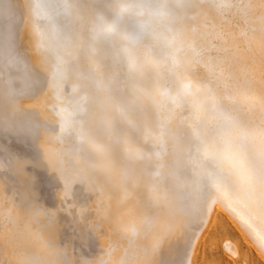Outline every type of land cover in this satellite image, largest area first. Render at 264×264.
<instances>
[{
	"label": "bare ground",
	"instance_id": "6f19581e",
	"mask_svg": "<svg viewBox=\"0 0 264 264\" xmlns=\"http://www.w3.org/2000/svg\"><path fill=\"white\" fill-rule=\"evenodd\" d=\"M214 1L225 7V0H0V129L9 131L27 114L18 133L20 152L10 150L9 135H0L4 156L0 159V264H23L20 245H31V250L55 264H72L66 258L75 256L79 248L85 255L92 242L88 221L92 214L93 219L99 218L93 224L100 221L103 227L100 235L110 228L121 252L137 240L132 233L137 226L129 215L131 198L136 197L140 206L143 193L159 203L153 212L155 220L140 215V228L151 234L149 240L129 248L130 257L107 263L205 264V242H214L218 233H226L230 223L242 241L234 242L233 255L249 264L243 251L250 244L257 251V263L264 264V41L259 38L264 34V18L255 24L258 15L246 2L242 13L252 27L250 52L239 53L237 45V51L221 48L215 57L197 59L184 68L181 53L184 56L192 48L209 44L205 22L215 17ZM259 2L264 11V0ZM83 6H88L86 11H81ZM187 7L195 22L187 18ZM237 21L219 31L223 34L220 42H233L242 35L243 23ZM145 27H152V32H143ZM99 40H104L108 53L121 51L132 59L128 70L134 74L137 88L133 92L125 87L126 80L119 79L120 95L113 96L107 91L110 69L99 71L95 81L101 99L96 107L92 105L95 92L88 86L89 74L83 68L87 64L98 69L91 53L93 48H105ZM56 64L68 78L55 73ZM68 80L79 86L67 84ZM58 87L71 88L75 99L65 92L56 94L71 109L94 112L105 130L102 134L108 135L96 146L105 180L96 182L83 197L84 204H74L67 213L54 211L46 191L53 180L46 132L51 116L42 106L27 110L28 101L32 105L35 99L28 100L30 92L36 91L47 103L46 94H39ZM125 92L134 99L131 105L124 103ZM56 108L64 112L63 106ZM9 154L15 156L10 163L4 160ZM166 191L188 194L191 200L188 197L189 204L183 205L173 197L163 206ZM92 198L99 209L89 215ZM224 241L230 251V238Z\"/></svg>",
	"mask_w": 264,
	"mask_h": 264
},
{
	"label": "rangeland",
	"instance_id": "374dc122",
	"mask_svg": "<svg viewBox=\"0 0 264 264\" xmlns=\"http://www.w3.org/2000/svg\"><path fill=\"white\" fill-rule=\"evenodd\" d=\"M225 2L226 3L228 2V3H227V5L225 3V7H224V6L220 5V4H218L219 2L214 1L213 7L215 9V14H214L215 17L213 16V19L210 20V22L209 21L205 22L206 31H208L207 34H206V38H207L206 40L209 42V44L205 45L206 47L203 46V48L195 49V50H194V48H192V49L188 50L187 53H183L184 56L187 57V59H186V57L181 55L182 53L179 55L180 58L183 59V62H182L181 59H180V61L182 63L181 64L182 66H183V63H184V65H185V66H183L184 68L187 67L188 65H189L188 67H191V65L193 66V64H194L193 62H196L198 60H203L204 58H207V57L213 58V57H215L218 54L217 52H219V50H222V49L230 51L231 48H232V51H237L236 47L238 46V50H239L238 52L239 53L241 51H243L242 53L248 52V50L250 52V50L252 49L253 44H251L252 42H251V38H250V36L252 34V32H251L252 31V27H251L249 21H247V18L242 13V7L244 5H246L245 3L247 2L249 7H250V9L254 10V12H256L257 15H258V19L255 22V24L256 23L261 24L262 19L264 18V15H263L264 11H263V7H259V5L260 6H262V5L260 4L259 0H253V1L252 0H232V1L231 0H225ZM217 7H219L220 9L219 8L217 9ZM236 7H238L239 10H241V11H239L238 8H236ZM87 8H88V6H83L81 8V11H86ZM186 10H187V12H186ZM190 11H191V8L187 7L185 9L186 13L189 12V15L187 14V18L189 19V21L191 20L192 22H195L193 20V18L191 17L192 12H190ZM219 12H221L222 14L219 13ZM173 17L174 16L172 15V12H171L170 18H173ZM229 18H230V20H229ZM237 20H241L242 23H243L242 24V29H243L242 35L239 38H237L235 41H233V42H231L229 40L228 41L224 40V41L220 42L219 41V38H220L219 36L222 35L221 37H223V34L221 32H219V31L221 29H223L225 26L226 27H233L235 24H237V22H238ZM260 20H261V22H259ZM213 28H214V30L216 32L213 30ZM143 32H145V33L146 32H152V27L151 28H146L145 27ZM213 32L216 33V34H214ZM254 32H256V35L258 36V34H257L258 31H254ZM209 33H211V34H209ZM263 35L264 34L261 33V36H259V38H261L260 40L264 41V36ZM215 37H217V38H215ZM246 38H247V40H249L248 42H247ZM208 39H210V40H208ZM240 41H242L243 43H241ZM210 42L212 44H210ZM127 43H128L129 46L132 44V42H127ZM99 44L100 45L103 44V46H102L103 48L106 46L104 44V40H99ZM133 44H134L133 46H136V43H133ZM232 44H234V45L232 46ZM241 44L242 45L244 44V46H241ZM212 45H214V46H212ZM129 46H127V47L129 48ZM240 48H242L243 50L240 49ZM199 50H200V52H199L200 55L198 53ZM208 50H210V51H208ZM203 51H205V52H203ZM202 52H203V54H202ZM211 52H213V53L211 54ZM123 54L124 53L123 52L121 53V51L118 52V53L117 52L116 53H112V52L108 53L106 47L104 49H101L100 51L93 48L91 56H92V59L95 58L94 60L97 61L96 64L98 63L97 64L98 69L94 68V66H89L87 64H85L86 68L85 67L83 68V69H85V72H87L89 74L90 82L88 83V86H90V88L93 89V91L95 92V95H93V97H92L93 98V100H92V105L93 106H96V107L99 106L98 104H100V99H101L100 85H99V83H96V81H95V79L97 78L96 77V73H99V71H107V70L110 69L109 72H108V73H110L109 74L110 76L108 77L110 82L108 80L109 84H107V91H108V89H109V92L112 91V93H110L111 95L117 96V97H118V95H120L119 94V87H118L119 79H121L123 81L126 80L125 87L127 86V89L130 88V89L133 90V92H135V90H136L135 88H137L136 87L137 85L135 83L136 81L134 82L135 76H134V74L132 72L131 73L129 72V70L131 71L129 64H130V61L132 59L131 60L127 59L126 57H124ZM205 54L207 56H205ZM195 57H197V58H195ZM117 60H119V61H117ZM100 61H101L102 64L103 63H107V64L101 65ZM186 61H188V62L186 63ZM189 63H193V64L190 65ZM109 64H111V65H109ZM54 66H55V67H53L55 69L54 71H55V73H58V76H60V72H61L62 74H65L66 77L68 78V74L63 71V68H62V66L60 64H56ZM99 66H103L102 69H101V67L99 68ZM89 68H91L90 69L91 71L89 70ZM95 70H96V72H95ZM91 73L92 74L94 73V77L92 76ZM112 73L113 74L117 73V74L113 75ZM171 73L173 75L177 74L176 71H169V74H171ZM92 78H93V80H92ZM127 79L129 80V82H127L128 81ZM131 79H132L133 83H132V81H130ZM67 84L74 85V86H76V85L79 86L78 83H71L69 80H68ZM125 87H123V91H126ZM52 89H53V91H52ZM70 89L69 90H61L59 87L58 88H51L50 91H49V89H47L45 91L46 93L44 92L43 94H39V95H42V96L46 94L45 97L49 98V99L53 98V99H51L52 101L49 100V99H46L47 103H45V98L42 101L41 98L38 97V94L36 93V91L30 92L29 95L27 96L28 100H29V97H32V96L35 97L34 100L32 98V103H33L32 105H31V99H30V101H28L29 108L27 110L32 112V111H34V110H36L38 108H42V107H44V109L47 108L48 109V110H46L47 114H49L51 116V119H52L50 121L51 126L48 128L49 130L48 129L46 130V132L48 133V138H49L48 139V144H49V149H50L49 158H50L51 163H52L53 180H52L51 185H48V187H46V191H47V194H48L47 196H48V198L50 200V204L53 205V206H51V205L50 206L52 208H54V211L56 210V211H60L62 213H67L71 208H73L77 204H84V198L83 197L85 196V194L88 193V191H90V189L94 185H96L98 182L101 184L102 181L105 180L104 179L105 178V176H104L105 173L103 171L104 169L103 168L101 169V166H99V164H98L99 152L97 151V147L96 146H97L98 143L106 141V139L108 138V135L102 134V131H105V130H104L101 122L96 118L95 115H93L94 112L92 113V111H90V110L87 111V110H85L83 108L74 107V106H73L74 108L71 109L69 104L66 101H64V98H60L56 94L58 91L59 92H65V94H66L65 96L68 97V94H69L71 100L77 98V95H75L74 92L72 91V89L71 90ZM115 90H117V91H115ZM47 92L49 94H47ZM52 93H54L53 94L54 96L52 95ZM125 94L126 95H124V99H123L125 101L124 103L126 105H131L132 102L134 101L133 97L129 93L125 92ZM48 95H50V96H48ZM55 96H57L56 97L57 99L54 98ZM128 98H130V99H128ZM48 100L51 101V102H49ZM34 101H37V102H35L36 104L34 103ZM48 102H49V104H48ZM115 104H116L115 102L111 103L112 106L115 105ZM45 105H46V107H45ZM47 105H48V107H47ZM52 105L54 107L56 105H57L56 107H58L60 105L63 106L64 107V112L62 114L59 113V111H57L58 108L55 107L57 110L55 108L53 109ZM77 114L78 115L80 114L79 116H81V117L78 118L79 116ZM89 116H90V118L92 120L89 119ZM76 118H78V119H76ZM93 118H94V120H93ZM87 120L89 121L88 123L85 122ZM94 121H95V123L97 122V124H92ZM26 122H27V114H24V115L21 116V118H19L17 120L15 125H13V127L11 129H9V131L5 132L3 129H0V135H9V138L7 139V141L9 143V148H10L11 151L18 152L21 149V146L17 145V139L19 138L18 133H19L20 129L26 124ZM75 123H76V125H75ZM85 124H88L89 127L86 128L87 125L85 127ZM89 124L92 125L93 127L90 126ZM94 125H96V126H94ZM93 137H95V138H93ZM85 143H87V144H85ZM2 156H3V154L0 153V159H2L1 158ZM14 157H15L14 154H9V158H7V159L5 158L4 160L5 161L8 160V163H10L11 160ZM3 158H4V156H3ZM9 160H10V162H9ZM49 189L53 190L52 192H54V193L52 194V192ZM183 195L186 196V197H184ZM167 196H168V198H167ZM149 197H151V195L149 193L148 194L147 193H143V195L141 196V200H140L142 205H140V206H139L138 199L136 197H132L131 198V201L133 202V206L131 207V211H130L129 215H130V220L133 221L134 223H136V226H137L136 229L134 231H132V233L136 236L137 240L131 241L129 245H126V248L124 250H122V251L120 250L121 252H119V250H117L116 236L113 235L112 233H110V231H109L110 228L108 229V232L110 234L104 231V233H103L104 236H102L99 233L101 230H103L102 229L103 227H102L101 223L99 224L100 221L98 223H96V224H93V222L95 220H96L95 222H97L99 220V218L98 217L95 218L96 217L95 216L94 219H93V217H92L93 214L91 215V213H93L96 210H98L99 206L96 204V199H94L95 202H93L94 200L92 198L90 200V202L91 201L92 202L89 203V206L91 205L90 206L91 208L89 210L90 211L89 215H91V216L88 217V221L91 222L90 223L91 227L89 229V235H90L89 238H90V240L92 242H91L90 246H88V248H86V252L84 253L85 255H82V251L79 252L81 250L79 248L80 250L78 249V251L77 250L75 251V256L71 255V256H69L70 258L67 257L66 259L71 260V261L73 260L72 264H73V262L75 264H77L78 262H79V264H85V263H87V264H105L104 260L107 263V260L112 261L113 259H121V258L126 259V258L130 257L131 256V252H130L129 248H131L133 246H136V245H139V244L140 245L145 244L149 240V238L151 236V234H148V232H145V233H144V231L142 232V229L140 228V226H141L140 224L141 223L139 221L140 217H141L140 215L149 218L151 221L155 220V218H156V216L154 215L153 212H154V208L155 207L157 208L159 206V203H155L152 200V198L149 199ZM173 197L175 199L177 197V201L179 200V203H183V205L185 203H186L185 205L189 204V202L191 200V198H190L191 196L188 195V194H181L179 192H177V194L176 193L172 194V193H170V191H166L165 192V198H164L165 200H164L163 206L166 205V203L168 201L173 200ZM188 197H189L190 200L187 199ZM144 198H146V199L144 200ZM166 199H168V200H166ZM180 199H181V201H180ZM63 200H65V202H63ZM150 200H151V202H150ZM182 200H184V201H182ZM152 202H154V203H152ZM62 204H64V205H62ZM74 204H76V205H74ZM145 208H147L149 211L146 210ZM163 209H165V208H163ZM65 210H66V212H65ZM144 210H145V212H144ZM133 211H135V212H133ZM151 212L153 214H151ZM144 213H146V214H144ZM164 215L165 214H163V216ZM164 217L166 218V216H164ZM91 219H93V220H91ZM92 225H95V226H92ZM226 226H227L226 227V233L225 232L218 233V236H216V239L214 240V242H210L208 240L205 242L206 243V247H205V250H204V255H205L206 259H207V262H205V264H243L241 259L239 258V256H234L233 255V252H234V245L233 244H234V242L240 241L242 243V241L239 239L233 224L229 223ZM93 227H95L96 231H98L99 229L100 230L98 232H96ZM122 229L128 231L127 229H124V228H122ZM100 236H101V238L103 237L104 239L102 238L103 240H101ZM111 236H113V237H111ZM152 237H157V234L153 233ZM226 237H229L230 241L232 242V244L229 245L230 246V251L226 247V242L224 241ZM95 238H96V240H95ZM112 238H113V240H112ZM147 238H148V240H147ZM145 239H146V241H145ZM111 240H112V243L110 242ZM101 241L104 242V243L102 244ZM104 244H105V246H104ZM246 244H249V242L246 241ZM21 246L23 247L24 245H20V249H21V251L23 253V255H22L23 264H34V263L35 264H43V263L44 264H51L52 259H50L49 257H47L44 254H41V253H38V252L36 253V251L31 250L30 249L31 245L29 246V248L26 245L23 248ZM111 247H112V249H111ZM27 248L30 249V251ZM202 249H204V247ZM101 252L102 253L104 252V254H102ZM107 252L109 253L108 256H106ZM243 252H247V255H248V258H249V264H258L257 263V251H256V249L254 247H252L249 244V248L245 247ZM78 253H80V254H78ZM111 253H113V254H111ZM24 255L26 256L25 258H23ZM83 256H84V258H83ZM33 257H34V259H33ZM46 257H47V259H49L50 262L47 259L45 261ZM75 258H76V260H75ZM79 259L81 260V262H80ZM99 259H101V261ZM82 260H84V261H82ZM102 260H103V262H102ZM52 264H55L54 261H52ZM107 264H110V262L107 263Z\"/></svg>",
	"mask_w": 264,
	"mask_h": 264
}]
</instances>
